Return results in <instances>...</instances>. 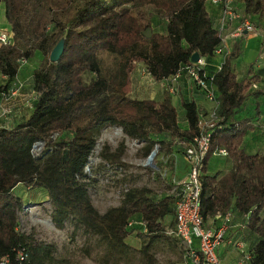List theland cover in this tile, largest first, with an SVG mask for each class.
<instances>
[{
	"label": "trees",
	"instance_id": "1",
	"mask_svg": "<svg viewBox=\"0 0 264 264\" xmlns=\"http://www.w3.org/2000/svg\"><path fill=\"white\" fill-rule=\"evenodd\" d=\"M0 1L12 32V42L0 45V75L5 77L0 91L8 94L16 87L21 59L41 54L32 71L30 113L13 126H0V254L13 255L24 247L29 264H54V245L28 242L16 229L21 197L14 190L24 184L44 191L56 227L69 222L96 238L100 264H132L136 253L138 264H154L150 241L165 236L163 218L173 215V197H158L146 187H127L119 205L100 212L88 192L90 176L85 166L100 130L107 125H119L126 134L144 141L150 133L164 134L168 142L175 136L198 134L199 109L194 100L182 101L187 125L181 128L167 90L159 99H137L129 93L139 63L153 80L169 85L194 51L201 58L215 55L221 35L218 22L215 25L206 9L208 0ZM242 6L241 13L233 8L244 16L264 17V0H242ZM155 19L164 22V32L153 31ZM147 28L150 37L142 34ZM61 39L62 54L52 62L50 51ZM238 55L236 41L220 68L209 76L218 92L221 116L210 149L220 141L226 143L234 166L221 176H202L201 214L207 219L231 206L247 214V227L260 236L248 251V264H264V154L241 146L254 124L233 119L250 95L255 77L236 79L232 60ZM38 145L43 148L35 155ZM123 148L104 155L111 161L106 166L110 176L125 170L120 162ZM135 220L141 229L132 225ZM134 232L146 240L138 249L127 241Z\"/></svg>",
	"mask_w": 264,
	"mask_h": 264
},
{
	"label": "rangeland",
	"instance_id": "2",
	"mask_svg": "<svg viewBox=\"0 0 264 264\" xmlns=\"http://www.w3.org/2000/svg\"><path fill=\"white\" fill-rule=\"evenodd\" d=\"M208 2L210 3L211 0ZM231 4L240 13L242 12V0H232ZM3 8L4 3L1 1L0 22ZM248 18L255 26L260 27L259 29L264 31V17H260L257 14H249ZM234 26L235 24L231 23L229 28H234ZM2 30L7 31V29ZM153 31L164 32V22L155 19ZM245 52L243 56L244 62L252 63L250 67L253 68L263 67L264 59H261L262 57L257 55L254 50H246ZM39 55L41 56L39 52H35L31 59H25L26 62L20 65L16 84H20L21 87L7 104L11 109L10 112L2 114L0 111L3 117L11 115L12 118H15V124L26 118L31 111L33 95L28 91V88L32 84V71L40 62L41 58ZM255 60H258L259 64L254 65ZM253 76L255 77L254 82H256L254 87H262V89L257 91L264 94V74L261 77L255 74ZM180 83L181 80L175 84L177 92L171 96L176 97L175 107L177 109L178 123L183 128L187 123L182 121L184 120V109L179 97H181L180 91L183 87H181ZM168 86L162 80L159 82L153 80L147 73L145 66L139 63L132 73L131 90H140L142 94L137 95L135 92L131 93L132 91H130L129 95L137 99H159L162 93L166 91L165 87ZM167 92L172 94L168 90ZM1 95L2 92L0 91ZM256 104V106L255 103L253 104L252 98H247L244 106L240 108V112L242 111L240 116H244L241 118L236 116L233 119H245L254 124L255 128L247 131L250 136L245 142V148L250 152L264 154V102ZM19 113L21 114L18 115ZM19 116H21L20 119ZM68 135L70 136V133ZM166 137L164 134L150 133L148 140L144 141L140 137L126 134L119 125H107L100 130L96 144L85 166V172L90 176V180L87 182L88 192L93 205L100 212L110 206L119 205L123 191L127 187H146L151 189L156 195L163 193L162 188H168L169 185L164 182V180L168 181L169 179L167 175H162L152 167L144 165L151 151L154 152L151 158L153 160L158 155V152L166 148ZM162 140L164 142H161ZM121 145L124 148L120 162L125 170L120 175L110 176L112 172L108 171L106 166H109L111 161L104 155L117 152ZM242 145L243 142L241 143ZM42 148L43 145H38L34 149L35 155H38ZM157 165L161 166L160 162ZM14 192L21 197V207L16 214V229L27 236L28 242H43L54 245V264H100L96 260L97 256L100 255V249L96 247V238L94 236L85 232L83 228L74 229L69 222L65 223L61 228L56 227L52 223L50 218L51 205L44 191H40L37 188L30 189L24 184H19ZM167 222H169L166 225L167 227H163L166 233L165 236L155 237L150 241L149 252L154 256V264H184L181 245L170 233V230L167 231V228L169 229L173 222L169 220ZM132 225L138 229L142 228L138 220H135ZM127 241L132 247L138 249L146 240L136 236L134 232L129 235ZM139 258L140 254L136 253L132 264H138Z\"/></svg>",
	"mask_w": 264,
	"mask_h": 264
},
{
	"label": "built area",
	"instance_id": "3",
	"mask_svg": "<svg viewBox=\"0 0 264 264\" xmlns=\"http://www.w3.org/2000/svg\"><path fill=\"white\" fill-rule=\"evenodd\" d=\"M211 2L218 5L219 8L217 28L221 35V44L214 51L215 54L226 56L223 42L225 32L231 23L235 24L233 33H231L233 37L259 33L264 39V31L258 29L248 16L235 11L231 4L232 0H211ZM11 42L12 32L0 30V45ZM25 62V59H21L19 65ZM257 64L259 61L255 60L254 65ZM204 65V58L199 57L196 62L189 59L169 79V86L165 87L166 90L174 94L177 92L175 84L179 82V79L186 78L197 86L210 103L205 112H199L198 134L191 137L175 136L169 139L166 148L158 152L155 159L151 160V164H147V161L144 164L152 167L155 171H161L164 168L165 175L169 177L167 181L168 194L174 199V223L170 233L182 247L184 264H224L219 258L218 249L225 241L226 231L233 218L230 209L216 212H222L221 220L218 223H216L215 217L210 216L204 219L201 214L202 176L206 174L207 165L205 158L208 154L210 156H229L226 149L227 144L223 141L210 149L212 135L219 128L221 116L218 112V92L212 84L211 77L204 72ZM201 69L202 74H200ZM20 87V84H16V87L11 89L8 94L2 93L0 96L2 114L10 112L11 109L7 104ZM159 162L161 166L157 165ZM126 190L127 188L124 189V191ZM209 218L210 222H208ZM240 253V257L233 264H248L250 253L244 251ZM0 264H29V253L24 247H20L15 249L13 255L0 254Z\"/></svg>",
	"mask_w": 264,
	"mask_h": 264
},
{
	"label": "crops",
	"instance_id": "4",
	"mask_svg": "<svg viewBox=\"0 0 264 264\" xmlns=\"http://www.w3.org/2000/svg\"><path fill=\"white\" fill-rule=\"evenodd\" d=\"M206 9L208 13L210 14L211 18L214 20L215 25H217L218 18H219L218 5L213 4L212 2L210 3L207 2ZM1 18L2 19L0 22V26L2 25V27H0V30L7 29L11 31L10 25L8 24L5 18L4 8L2 10ZM233 30L234 28L231 27L225 32V38H224L223 44L225 47V52L228 54V52L232 48L233 43L236 41L239 42V55L235 59L232 60V67L236 74V79L241 80L248 75H254V74L261 77V75L264 74V65L263 67H258V68L250 67L252 63L249 64V63L244 62L243 56H244V53H246L245 52L246 50H254V52H256L257 55H260L262 57L261 59H264V43L262 42V36L259 33H255V34L250 33V34H243L241 36L233 37L231 35V33H233ZM39 57L41 58L40 55ZM224 58H225L224 54H215L211 57L204 58L205 72L209 76H212L220 68V65L224 61ZM18 75H19V72L16 75L15 81L17 80ZM4 81H5V77L3 75H0V83H3ZM255 83L256 82H254L252 86L250 87L249 89L250 95L247 98L249 99L252 98L253 104L255 103V106H256L257 105L256 103L261 104L264 102V94L263 92L259 94L258 96L254 94L255 91L262 89V87H254ZM180 85L181 87H183V89H181L180 91L181 92V97H179L180 103L183 100H194L198 105L199 112H205V110L209 107L210 103L205 99L202 92L197 87H195L194 84L188 79H182ZM28 91L32 94V89L30 87L28 88ZM131 91H132L131 93L135 92V94L137 95L142 94V91L140 90L137 91V89L136 91L134 90H131ZM175 100H176V97L171 96V101L174 105H175ZM244 104L245 102L243 103L242 106H244ZM240 108L235 113L234 118L242 114V111L240 112ZM20 114L21 113H19L18 115ZM243 116L244 115L240 116V118ZM20 117L21 116H19V119ZM183 118L184 120L182 121L184 123L185 122L184 111H183ZM14 124H15V118H12L11 115H8V117H3L0 114V126L10 127V126H13ZM249 136L250 134L247 133L243 137L242 146L244 148L246 147L245 142ZM233 166H234V161L231 156H210L208 159L207 165H206V174L218 173L219 176H221L225 174L226 172H228L230 169H232ZM159 173L162 175H165L166 171L164 172V168H163L161 171H159ZM164 182L168 184L166 180H164ZM162 191L163 193H160V195H157L158 197H164V196L169 195L168 194L169 186L168 188H162ZM229 209L232 212L233 218L229 225V228L226 231L225 241L221 244V246L218 249L219 258L221 262L224 264L235 263V261L240 257L241 251H244V252L250 251L254 247L256 242L260 239V236L258 234H256L255 232H253L247 227L246 225L247 214L239 212L237 209H235L232 206ZM221 214L222 212H219V213L214 214L211 217H215L216 223H218L221 220L220 219L222 217ZM168 220L174 223L172 214L166 215L163 218V223H162L163 227H167L166 225L169 223L167 222ZM208 222H210V218L208 219ZM173 223H171V227L169 229L167 228V231L172 229Z\"/></svg>",
	"mask_w": 264,
	"mask_h": 264
},
{
	"label": "water",
	"instance_id": "5",
	"mask_svg": "<svg viewBox=\"0 0 264 264\" xmlns=\"http://www.w3.org/2000/svg\"><path fill=\"white\" fill-rule=\"evenodd\" d=\"M145 37H150L151 36V29L147 28L145 31H143L142 33ZM63 45H64V41L63 39L59 40L55 46L52 48V50L50 51L49 54V59L52 62H56L60 55L62 54L63 51ZM200 55L198 51H194L191 56H190V60L193 62H196L199 59ZM154 152L151 151L148 158H147V164L151 163V158L153 156Z\"/></svg>",
	"mask_w": 264,
	"mask_h": 264
}]
</instances>
